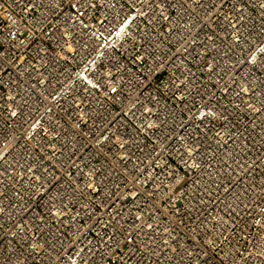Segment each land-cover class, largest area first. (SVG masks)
<instances>
[{
	"label": "built area",
	"instance_id": "obj_1",
	"mask_svg": "<svg viewBox=\"0 0 264 264\" xmlns=\"http://www.w3.org/2000/svg\"><path fill=\"white\" fill-rule=\"evenodd\" d=\"M0 264H264V0H0Z\"/></svg>",
	"mask_w": 264,
	"mask_h": 264
}]
</instances>
